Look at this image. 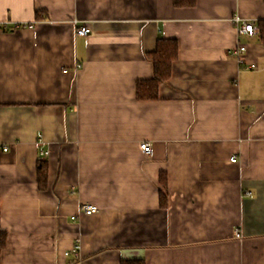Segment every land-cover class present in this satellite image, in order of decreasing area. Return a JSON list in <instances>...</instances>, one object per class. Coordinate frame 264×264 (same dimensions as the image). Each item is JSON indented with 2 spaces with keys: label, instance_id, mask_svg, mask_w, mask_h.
I'll return each mask as SVG.
<instances>
[{
  "label": "crops",
  "instance_id": "1",
  "mask_svg": "<svg viewBox=\"0 0 264 264\" xmlns=\"http://www.w3.org/2000/svg\"><path fill=\"white\" fill-rule=\"evenodd\" d=\"M235 17L264 0H0V264H264V44Z\"/></svg>",
  "mask_w": 264,
  "mask_h": 264
},
{
  "label": "trees",
  "instance_id": "2",
  "mask_svg": "<svg viewBox=\"0 0 264 264\" xmlns=\"http://www.w3.org/2000/svg\"><path fill=\"white\" fill-rule=\"evenodd\" d=\"M196 0H174V4L177 7H189L194 6ZM39 16V13H37ZM259 38L264 44V19L258 21ZM179 54V45L176 39L160 38L157 43L156 50L148 54V58L153 62L154 75L150 79H142L137 82V97L139 100H155L159 97L160 86L167 82L172 74L173 63L177 60ZM48 169L46 168V162H40L38 168V180L42 187L46 181ZM161 185L166 190L168 187L166 174H161ZM161 190V203L162 206L166 205L167 196ZM6 245L5 234L1 237L0 247V262L2 249ZM121 264H146L143 259L122 260Z\"/></svg>",
  "mask_w": 264,
  "mask_h": 264
},
{
  "label": "built area",
  "instance_id": "3",
  "mask_svg": "<svg viewBox=\"0 0 264 264\" xmlns=\"http://www.w3.org/2000/svg\"><path fill=\"white\" fill-rule=\"evenodd\" d=\"M234 22L237 24V26L239 27V30L249 34L250 36H253L257 33H259V28L254 26L253 23L251 22H245L244 24L241 25L242 20L239 17H235L234 18ZM92 33V29L89 25H80L79 27H77V34L80 36H88ZM246 46L245 45H239L237 48H235L232 53L236 54L237 57L242 58L243 54L246 52ZM141 150L146 154L151 156L153 149H152V145L149 142H141L140 144ZM4 151L8 150V147H4L3 148ZM45 154V153H44ZM232 161H236L237 158L235 156H233L231 158ZM100 210V208L95 205V204H82L81 206V213L85 214V215H92L97 213ZM236 236L238 238L241 237V233L237 230L236 231ZM81 249V241L80 239H76V243L74 248L72 249V252L76 253V255H79V251ZM66 255L70 254V251H67L65 253Z\"/></svg>",
  "mask_w": 264,
  "mask_h": 264
}]
</instances>
